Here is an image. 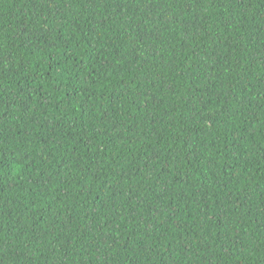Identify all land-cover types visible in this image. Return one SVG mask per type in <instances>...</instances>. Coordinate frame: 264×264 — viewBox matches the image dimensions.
<instances>
[{"label":"trees","instance_id":"trees-1","mask_svg":"<svg viewBox=\"0 0 264 264\" xmlns=\"http://www.w3.org/2000/svg\"><path fill=\"white\" fill-rule=\"evenodd\" d=\"M0 264H264V0H0Z\"/></svg>","mask_w":264,"mask_h":264}]
</instances>
